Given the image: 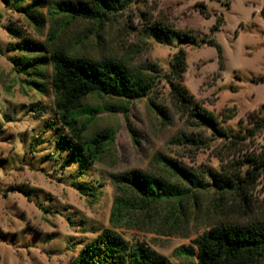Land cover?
<instances>
[{
  "label": "rangeland",
  "instance_id": "obj_1",
  "mask_svg": "<svg viewBox=\"0 0 264 264\" xmlns=\"http://www.w3.org/2000/svg\"><path fill=\"white\" fill-rule=\"evenodd\" d=\"M63 1L0 0V264H73L107 229L128 247L139 244L172 263L195 264L183 250L204 233L228 222L264 220L263 181L249 190V201L213 187V174L224 164L264 146V130L253 143L229 149L169 86L170 63L182 48L181 84L197 106L228 132L247 128L264 105V83H254L264 75V0H131L107 22L73 18L59 10ZM154 23L176 35H161ZM178 35L198 45H181ZM55 52L110 60L132 78L152 80L141 98L93 93L73 111L85 143L109 135L94 162L83 153L72 156L75 141L56 113ZM132 170L183 197L141 200L117 183ZM116 199L126 209L112 218Z\"/></svg>",
  "mask_w": 264,
  "mask_h": 264
},
{
  "label": "trees",
  "instance_id": "obj_2",
  "mask_svg": "<svg viewBox=\"0 0 264 264\" xmlns=\"http://www.w3.org/2000/svg\"><path fill=\"white\" fill-rule=\"evenodd\" d=\"M16 1L19 3L20 0ZM43 1L34 0L36 5H42ZM130 1L91 0L82 2L67 0L60 4L59 10L73 18L107 22L112 15L118 12L119 8ZM3 2L7 3L8 0H3ZM223 5L225 8H229L228 3ZM141 17L146 23L152 21V16L145 12L141 14ZM219 28L217 22L212 31H217ZM153 30L166 37L171 34L176 35L171 28L164 31V28L155 23ZM178 40L181 45H198L193 37L184 39L183 36L178 35ZM207 44L215 47L219 57L221 56V48L215 41L211 40ZM50 61L53 71L50 86L54 96L55 110L60 121L67 127L75 141L70 152L72 156L74 153H83L90 162H94L102 154L104 142L109 140V135L103 132L96 135L90 143H85L81 136L82 129L77 128V122L73 118V111L79 107L85 97L93 93L124 99L141 98L149 91L152 80L145 75L132 78L126 69L110 60L92 62L55 52L51 54ZM220 67L223 68L222 65ZM170 68L169 86L173 98L183 107H191L190 110L194 111V116L210 124L216 135L228 141L229 149L253 143L257 134L264 130V105L257 115L249 116V126L245 129L241 128L239 133L228 132L219 126L211 113L199 108L193 97L181 84L186 70L185 51L182 48L172 59ZM254 83H264V75L254 79ZM73 162L83 164L78 159ZM177 171L183 175L182 171L179 169ZM261 181L264 182V146L253 150L251 154L243 158L224 164L219 172L213 174V187L217 193L235 194L245 201H249V190ZM117 183L133 190L141 200L149 203L183 197L180 190L169 187L137 170L119 176ZM125 204V201L116 199L111 217H117L121 210H125ZM183 251L195 261V264H262L264 263V220L252 221L249 224L228 222L214 227L194 240L190 250ZM73 264L175 263L142 245L135 244L128 247L116 233L107 229L90 247L80 253ZM180 264H194V262Z\"/></svg>",
  "mask_w": 264,
  "mask_h": 264
}]
</instances>
